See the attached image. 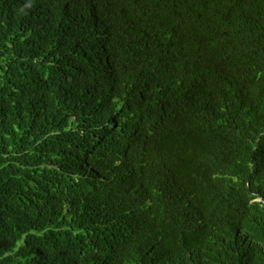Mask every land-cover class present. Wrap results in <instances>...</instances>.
<instances>
[{
  "label": "trees",
  "instance_id": "16d2710c",
  "mask_svg": "<svg viewBox=\"0 0 264 264\" xmlns=\"http://www.w3.org/2000/svg\"><path fill=\"white\" fill-rule=\"evenodd\" d=\"M0 264H264V0H0Z\"/></svg>",
  "mask_w": 264,
  "mask_h": 264
}]
</instances>
